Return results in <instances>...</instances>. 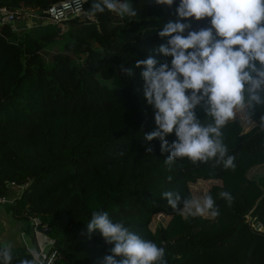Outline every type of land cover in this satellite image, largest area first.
I'll list each match as a JSON object with an SVG mask.
<instances>
[{
	"label": "trees",
	"instance_id": "1",
	"mask_svg": "<svg viewBox=\"0 0 264 264\" xmlns=\"http://www.w3.org/2000/svg\"><path fill=\"white\" fill-rule=\"evenodd\" d=\"M60 1L0 0V6L44 10ZM81 2L82 13L66 19L62 33L16 35L0 25V195L11 194L10 183L22 185L18 197L2 204L24 222L21 234H32V222L36 230L45 227L51 264H102L114 244L99 232L89 234L87 223L93 212L107 211L113 222L163 247L167 264H264V175H246L255 165L264 169V108L257 106L254 115L244 109L253 122L246 131L236 120L222 129L234 168L186 157L169 166L161 142L144 141L156 124L142 69L134 65L153 57L157 67L165 61L171 66V58L155 50L167 43L158 33L177 19L180 0L171 6L130 0L137 11L131 18L108 10L93 16L94 0ZM209 21L192 18L190 30L209 27ZM63 36L60 49L47 50ZM195 112L206 118L203 107ZM166 139L171 145L175 133ZM198 179L213 181L204 196L214 198L218 216L182 214L163 198L178 192L182 209L191 199L189 184ZM223 191L231 194L230 204L220 197ZM248 212L259 230L244 221ZM155 214L168 218L151 229ZM12 253V264L33 259L25 245Z\"/></svg>",
	"mask_w": 264,
	"mask_h": 264
},
{
	"label": "clouds",
	"instance_id": "2",
	"mask_svg": "<svg viewBox=\"0 0 264 264\" xmlns=\"http://www.w3.org/2000/svg\"><path fill=\"white\" fill-rule=\"evenodd\" d=\"M157 3L171 6L175 0ZM105 10L121 18L137 15L130 0H94L88 12L94 16ZM176 16L159 30V37L168 39L155 50L171 58V66L165 61L157 67L153 57L137 60L134 65L142 69L144 97L154 109L156 124L154 131L143 135L144 141L158 139L161 152L170 153L165 160L169 166L186 157L193 164L215 160L225 169L234 168L235 158L228 154L222 129L237 110L247 108L254 115L257 106L264 108V0H180ZM192 18H210V26L191 31ZM197 107H203L204 120L197 118ZM260 125L264 129V115ZM173 132L176 140L169 145L166 137ZM219 195L231 203L229 192ZM163 198L173 210L219 215L211 195L204 196L202 203L186 198L182 209L178 207V192H164ZM87 231L99 232L107 244H114L102 264H167L163 247L142 239L123 222H113L107 211L93 212ZM12 247L0 248V264H12ZM19 264L36 262L24 258Z\"/></svg>",
	"mask_w": 264,
	"mask_h": 264
},
{
	"label": "rangeland",
	"instance_id": "3",
	"mask_svg": "<svg viewBox=\"0 0 264 264\" xmlns=\"http://www.w3.org/2000/svg\"><path fill=\"white\" fill-rule=\"evenodd\" d=\"M25 20L28 22V27H29L27 29V33L30 34V36L32 37H38L37 35L39 33H40L39 35H41V33L43 34V33H47L53 30V29H50L49 27H43V28L34 27V25H36V22L34 20H31L30 18L25 19ZM61 24H62L61 26L60 25L58 26L62 30H65L68 26L67 21L65 20L61 21ZM51 26L52 28H55L54 27L55 25L54 26L51 25ZM65 39H66L65 36H63L62 38L60 37L59 40L55 41L54 45H49L47 50L51 51L52 49H56V48L60 49L61 48L60 44L63 41H65ZM232 120H236L239 122L242 128V131H246L253 125L252 120L245 115L244 109L237 110ZM246 175L247 177L256 179L257 177L264 175V169L262 168L261 165H255L246 172ZM212 182H213L212 180L210 181V180L198 179L195 182L190 183L189 191L191 194V200H199L202 203L204 192L206 191V189L210 186ZM192 213H195L194 209ZM182 214H186V212H182ZM204 216H209V214H205ZM167 218H168L167 216L162 215V214L153 215L151 219V224H150L151 229H154L155 226L157 225H164ZM1 224H2V227H1ZM34 224L35 223L32 222V229L34 228ZM23 227H24V222L22 221L19 222V221L12 219L10 214L7 211H5V206L0 204V228H2L1 230L3 233L2 234V244L8 245L9 243V244L14 245L17 242L16 237L17 238L19 237V240L22 243V245H25L29 247L30 249H33L32 238L34 237V235L27 234L25 232H22L21 234V230L23 229ZM18 232H20V236L18 235ZM39 236H41L44 240H46L45 236L41 234H39ZM39 257L36 258V261H40Z\"/></svg>",
	"mask_w": 264,
	"mask_h": 264
},
{
	"label": "built area",
	"instance_id": "4",
	"mask_svg": "<svg viewBox=\"0 0 264 264\" xmlns=\"http://www.w3.org/2000/svg\"><path fill=\"white\" fill-rule=\"evenodd\" d=\"M81 13V0H62L58 3H54L47 6L44 10H38L37 8H29L22 6L17 8H7L5 6H0V17L3 23H12L16 19L30 18L35 22H50L52 24L57 25L61 23V21ZM8 187L9 189H11L12 192L11 194L5 196L0 195V204L11 203L14 198L18 197L22 190V185H16L14 183H10ZM244 221L248 223L251 228L255 230L260 229L256 218L254 216H251L250 212L244 215ZM45 231V227H42L40 230H36L33 228L35 242L33 249H30V251L35 252V256L33 257V259H35V262L37 264H41L43 259L46 260V264H51V256L48 254V250L52 242L46 237ZM39 234L45 236L46 240L39 236ZM37 257L40 258V261H36Z\"/></svg>",
	"mask_w": 264,
	"mask_h": 264
},
{
	"label": "crops",
	"instance_id": "5",
	"mask_svg": "<svg viewBox=\"0 0 264 264\" xmlns=\"http://www.w3.org/2000/svg\"><path fill=\"white\" fill-rule=\"evenodd\" d=\"M25 19H27V18H22V19H16L14 22H12V23H3L2 21H1V17H0V25H2V24H5V25H7L8 26V28H9V31H11V32H15L16 33V35H19V34H21V33H27V29L29 28L28 27V22L25 20ZM51 25H55V24H52V23H50V22H42V23H40V24H36V25H34V27H40V28H43V27H49L50 29H55L56 27H58L59 29H60V27L58 26V25H62L61 23L60 24H57V25H55L54 27L55 28H52V26ZM49 29V30H50ZM65 30H62V29H60V31L59 32H64ZM28 34V33H27ZM40 34V33H39ZM38 34V35H39ZM42 34V33H41ZM44 34V33H43ZM30 35V34H29ZM37 35V36H38ZM32 234H33V232H32ZM34 235V234H33ZM33 242H35V236L33 237ZM33 247H34V245H33Z\"/></svg>",
	"mask_w": 264,
	"mask_h": 264
},
{
	"label": "water",
	"instance_id": "6",
	"mask_svg": "<svg viewBox=\"0 0 264 264\" xmlns=\"http://www.w3.org/2000/svg\"><path fill=\"white\" fill-rule=\"evenodd\" d=\"M1 227H2V224H1ZM1 229L2 228H0V247H5L6 245L2 244V234L3 233H2ZM18 235L20 236V232H18ZM16 240H17V242H16V244L12 245L13 246L12 248L22 246V243L20 242L19 237L18 238L16 237Z\"/></svg>",
	"mask_w": 264,
	"mask_h": 264
}]
</instances>
